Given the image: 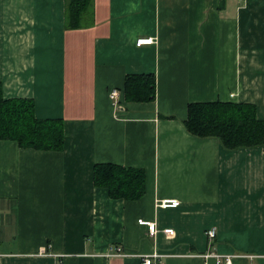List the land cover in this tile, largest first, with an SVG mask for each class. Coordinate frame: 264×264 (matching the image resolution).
<instances>
[{"label": "crops", "instance_id": "obj_1", "mask_svg": "<svg viewBox=\"0 0 264 264\" xmlns=\"http://www.w3.org/2000/svg\"><path fill=\"white\" fill-rule=\"evenodd\" d=\"M90 11L66 29L65 0H0L2 97L32 100L36 119L64 130L60 152L0 141V264H140L154 252L155 264H203L210 228L212 250L264 264V146L226 150L183 126L194 103L252 105L264 121V0H91ZM127 75L154 76L155 101H125ZM98 163L144 169V196L110 199L93 185Z\"/></svg>", "mask_w": 264, "mask_h": 264}, {"label": "trees", "instance_id": "obj_2", "mask_svg": "<svg viewBox=\"0 0 264 264\" xmlns=\"http://www.w3.org/2000/svg\"><path fill=\"white\" fill-rule=\"evenodd\" d=\"M68 3L66 29H79L92 23L91 0H65ZM127 102L155 101V78L151 75H127L123 86ZM187 133L198 138H215L226 150L264 146V121L256 118L252 105L235 103H194L187 107L183 122ZM0 141L15 142L20 148L60 152L64 148L62 120H38L34 102L4 99L0 83ZM93 185L104 188L112 200L138 201L146 189L142 168L110 163L93 166Z\"/></svg>", "mask_w": 264, "mask_h": 264}, {"label": "built area", "instance_id": "obj_3", "mask_svg": "<svg viewBox=\"0 0 264 264\" xmlns=\"http://www.w3.org/2000/svg\"><path fill=\"white\" fill-rule=\"evenodd\" d=\"M156 43V38H140L136 41V46H150ZM108 96L111 101L117 103L120 97V92L117 89H112L109 91ZM160 208H175L179 206V201L177 200H166L162 201L158 205ZM138 223L141 226H144L147 230L149 236H154L157 233L156 224L152 221L146 220H138ZM166 233L171 234L172 230H165ZM205 237L208 243V250L205 253H202L200 257L203 260V264H208L209 261H213L215 264H234V261L237 259H246L248 261H253L258 258V256L254 254H230L226 256H222L212 250V247L215 244L216 240V230L214 228H210L205 231ZM113 254L126 256V254L122 251L120 246H116L110 249ZM163 255L154 252L151 255H142L140 256V264H155V261H160Z\"/></svg>", "mask_w": 264, "mask_h": 264}]
</instances>
